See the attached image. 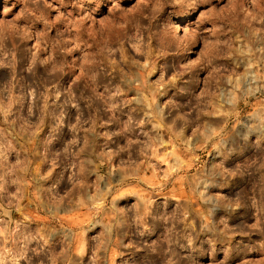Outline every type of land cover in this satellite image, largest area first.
Segmentation results:
<instances>
[{
  "label": "rangeland",
  "instance_id": "obj_1",
  "mask_svg": "<svg viewBox=\"0 0 264 264\" xmlns=\"http://www.w3.org/2000/svg\"><path fill=\"white\" fill-rule=\"evenodd\" d=\"M0 264H264V0H0Z\"/></svg>",
  "mask_w": 264,
  "mask_h": 264
},
{
  "label": "bare ground",
  "instance_id": "obj_2",
  "mask_svg": "<svg viewBox=\"0 0 264 264\" xmlns=\"http://www.w3.org/2000/svg\"><path fill=\"white\" fill-rule=\"evenodd\" d=\"M174 31H176V33H182V34H184L188 39L186 40V46L188 45H190V44H193L194 42H195V38L194 37H192V36H188L187 34H185L186 32H184L185 31V24H184V22H183V20L181 19V18H179V20H178V23H177V26L174 28ZM183 39V38H182ZM170 42V41H169ZM180 42H178V44H179ZM175 44H177V43H175ZM183 44V43H182ZM181 43L179 44L180 46H182L183 47V45H182ZM168 45H171V44H168ZM178 45V46H179ZM185 45V44H184ZM172 46V45H171ZM180 46L178 47V48H180ZM176 48H177V46H175ZM181 47V48H182ZM178 125V124H177Z\"/></svg>",
  "mask_w": 264,
  "mask_h": 264
}]
</instances>
